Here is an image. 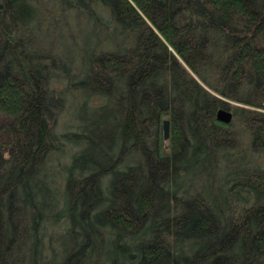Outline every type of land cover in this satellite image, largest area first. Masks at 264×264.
<instances>
[{"label":"trees","instance_id":"1","mask_svg":"<svg viewBox=\"0 0 264 264\" xmlns=\"http://www.w3.org/2000/svg\"><path fill=\"white\" fill-rule=\"evenodd\" d=\"M70 15L128 41L80 65L36 36ZM68 83L92 110L61 132ZM249 152L264 153V0H0V264H264Z\"/></svg>","mask_w":264,"mask_h":264},{"label":"rangeland","instance_id":"2","mask_svg":"<svg viewBox=\"0 0 264 264\" xmlns=\"http://www.w3.org/2000/svg\"><path fill=\"white\" fill-rule=\"evenodd\" d=\"M69 23V28L65 29L64 33L56 35H47L48 32L45 30L44 35H36L39 37V41H45L50 43L53 40V37L58 40V43L62 44L63 51L65 55H71L78 57V64H84L86 60L90 59V55L93 51H102L105 48H114L118 44H126L128 41L127 35L119 34V30L112 28H107L102 26L97 20H89L84 17L76 18L74 15L67 16ZM104 18L109 19L107 12H104ZM45 29V28H44ZM69 34V35H68ZM73 37L75 40H68L67 37ZM127 44H131L130 41ZM55 49V54L58 51L57 47ZM38 51H36L37 53ZM56 56V55H55ZM57 57V56H56ZM56 62H62L58 57L55 58ZM60 64L57 65V70L59 69ZM66 71V70H65ZM64 79L61 80L58 78L54 80L53 87L60 90L64 86ZM68 92L72 96L71 101L68 105V113L64 114L57 125V131L61 132L65 130H73V126L76 122H79V117L83 116L85 113H91L92 108L88 110L84 108V101L86 100V95L83 92L74 86L71 83H68ZM92 102L94 104L100 102L99 98H93ZM93 104V105H94ZM92 107V106H90ZM244 144V143H243ZM241 145L239 147L242 152L246 154L249 151L247 144ZM242 153V154H244ZM251 157L257 159V162L264 167V153H251ZM248 154V153H247ZM247 156V155H246ZM67 158L63 161V164H68L69 161H66Z\"/></svg>","mask_w":264,"mask_h":264},{"label":"water","instance_id":"3","mask_svg":"<svg viewBox=\"0 0 264 264\" xmlns=\"http://www.w3.org/2000/svg\"><path fill=\"white\" fill-rule=\"evenodd\" d=\"M216 118L220 122L229 124L233 120V113L230 109L220 108L216 113ZM163 131L164 138L168 140L170 137V120L167 118L163 120Z\"/></svg>","mask_w":264,"mask_h":264}]
</instances>
